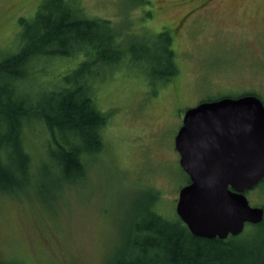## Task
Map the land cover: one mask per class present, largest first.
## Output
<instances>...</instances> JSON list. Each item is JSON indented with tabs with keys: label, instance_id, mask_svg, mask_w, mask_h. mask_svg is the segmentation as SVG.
I'll return each mask as SVG.
<instances>
[{
	"label": "rangeland",
	"instance_id": "374dc122",
	"mask_svg": "<svg viewBox=\"0 0 264 264\" xmlns=\"http://www.w3.org/2000/svg\"><path fill=\"white\" fill-rule=\"evenodd\" d=\"M44 1L0 0V49H16L19 18L31 19ZM148 1L76 0L88 17L117 23L126 31L120 40L135 50L138 37L154 42V34L172 30L178 72L167 81L159 79L157 73L170 66L146 61V54L139 57V48L132 63L109 72L98 67L96 100L110 113L102 131L103 151L88 164L85 177L61 188L55 200L61 177L52 172L0 183V262H112L134 239L135 225L151 206L145 190L157 193L159 214L177 216L178 190L186 178L179 170L174 137L185 110L202 100L249 93L264 103V0ZM148 10L151 16L145 14ZM84 60L81 52L52 59L39 70L44 80L39 87L58 81V74H71ZM46 136L40 131L25 136L34 159L46 157ZM14 185L22 188L17 196L5 195L18 189ZM245 195L250 205H264V179Z\"/></svg>",
	"mask_w": 264,
	"mask_h": 264
},
{
	"label": "trees",
	"instance_id": "16d2710c",
	"mask_svg": "<svg viewBox=\"0 0 264 264\" xmlns=\"http://www.w3.org/2000/svg\"><path fill=\"white\" fill-rule=\"evenodd\" d=\"M45 1L31 19L19 18L22 26L16 49H0V183L8 185L15 179L52 172L61 177L55 200L61 188L74 185L78 176L85 177L88 164L105 147L102 131L110 113L104 112L96 100L93 81L98 67L109 72L126 61L132 63L138 48L143 51L139 57L146 54V61L170 66L157 73L161 80H169L178 67L172 30L154 34V42L138 37L135 50L120 40L126 31H121L117 23L88 17L80 2ZM145 14L151 16V10ZM151 48L157 52L150 53ZM79 52L85 60L74 72L58 74V81L54 82L55 78L53 83L46 82L49 87H39L44 82L38 77L39 70L54 58H73ZM34 131L47 133L49 138L43 144L47 158L42 157V161L34 159L25 146V136ZM179 170L189 182L187 174ZM13 187L18 189H8L9 193L4 194L17 196L22 188ZM25 192H29L26 187ZM151 192L144 191L151 206L135 225L134 239L127 241L126 247L117 251L118 257L108 264H264V218L246 225L236 236L200 238L192 235L178 216L166 218L159 214L155 210L158 195Z\"/></svg>",
	"mask_w": 264,
	"mask_h": 264
},
{
	"label": "water",
	"instance_id": "95a60500",
	"mask_svg": "<svg viewBox=\"0 0 264 264\" xmlns=\"http://www.w3.org/2000/svg\"><path fill=\"white\" fill-rule=\"evenodd\" d=\"M189 182L176 215L190 233L225 239L264 218L245 195L264 179V104L255 94L203 100L185 110L174 137Z\"/></svg>",
	"mask_w": 264,
	"mask_h": 264
},
{
	"label": "flooded vegetation",
	"instance_id": "af4514ba",
	"mask_svg": "<svg viewBox=\"0 0 264 264\" xmlns=\"http://www.w3.org/2000/svg\"><path fill=\"white\" fill-rule=\"evenodd\" d=\"M250 94H253V93H250ZM202 101H203V100H202ZM198 103H199V102H198ZM182 118H183V117H182ZM181 124H182V122H181ZM181 124H180V125H181Z\"/></svg>",
	"mask_w": 264,
	"mask_h": 264
}]
</instances>
